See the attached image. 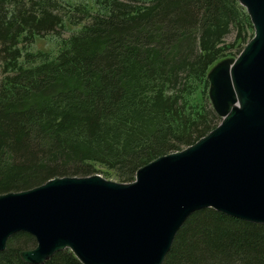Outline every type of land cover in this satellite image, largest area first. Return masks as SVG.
<instances>
[{
	"label": "trees",
	"instance_id": "1",
	"mask_svg": "<svg viewBox=\"0 0 264 264\" xmlns=\"http://www.w3.org/2000/svg\"><path fill=\"white\" fill-rule=\"evenodd\" d=\"M66 25L79 27L66 38ZM237 0H0V194L137 170L214 130L208 71L253 37ZM56 37L54 52L31 50ZM24 232L0 264H26ZM44 264H81L69 250ZM162 264H264V225L205 209Z\"/></svg>",
	"mask_w": 264,
	"mask_h": 264
},
{
	"label": "water",
	"instance_id": "2",
	"mask_svg": "<svg viewBox=\"0 0 264 264\" xmlns=\"http://www.w3.org/2000/svg\"><path fill=\"white\" fill-rule=\"evenodd\" d=\"M237 2L254 33L237 57L207 73L218 126L139 168L131 183L62 177L0 194V251L24 232L36 242L20 253L26 264L64 250L81 264H162L197 211L264 225V0Z\"/></svg>",
	"mask_w": 264,
	"mask_h": 264
},
{
	"label": "rangeland",
	"instance_id": "3",
	"mask_svg": "<svg viewBox=\"0 0 264 264\" xmlns=\"http://www.w3.org/2000/svg\"><path fill=\"white\" fill-rule=\"evenodd\" d=\"M73 2L78 3V2H88L92 3V0H73ZM79 29V27H73L66 25V31L62 32L61 36L63 38H66L70 35L72 32H76ZM57 49V43H56V37L54 36H48L43 39H37L35 44L31 47V50L36 51V50H44V51H49V52H54ZM1 78V75H0ZM101 176V175H99ZM102 177V176H101ZM109 181H114L113 178L109 179Z\"/></svg>",
	"mask_w": 264,
	"mask_h": 264
}]
</instances>
